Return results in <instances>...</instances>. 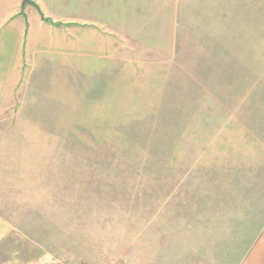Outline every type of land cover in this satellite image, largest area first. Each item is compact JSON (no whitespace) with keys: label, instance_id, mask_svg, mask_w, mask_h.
I'll return each mask as SVG.
<instances>
[{"label":"rangeland","instance_id":"rangeland-1","mask_svg":"<svg viewBox=\"0 0 264 264\" xmlns=\"http://www.w3.org/2000/svg\"><path fill=\"white\" fill-rule=\"evenodd\" d=\"M21 3L0 264H264V0Z\"/></svg>","mask_w":264,"mask_h":264},{"label":"crops","instance_id":"crops-1","mask_svg":"<svg viewBox=\"0 0 264 264\" xmlns=\"http://www.w3.org/2000/svg\"><path fill=\"white\" fill-rule=\"evenodd\" d=\"M21 5V0H0V69H21L23 61L27 63L30 56H35L29 55L27 34L31 40L35 36L39 15L35 6ZM7 228L0 219V241Z\"/></svg>","mask_w":264,"mask_h":264}]
</instances>
